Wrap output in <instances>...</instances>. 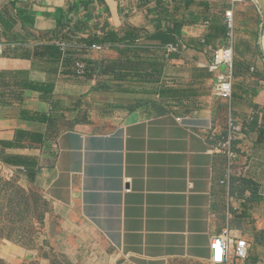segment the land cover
Instances as JSON below:
<instances>
[{"label":"crops","instance_id":"0c3cea01","mask_svg":"<svg viewBox=\"0 0 264 264\" xmlns=\"http://www.w3.org/2000/svg\"><path fill=\"white\" fill-rule=\"evenodd\" d=\"M211 1L0 0V166L63 212L74 233L57 246L63 264L92 263L83 245L111 264L99 241L128 264H211L229 210L232 234L251 245L237 264H264V59L256 77L243 70L253 59H239L231 102L214 96L215 75L200 64L225 28L210 23ZM178 39L184 54L155 50ZM138 60L153 65L124 68ZM231 114L255 120L238 146L249 186L224 203L227 167L212 137Z\"/></svg>","mask_w":264,"mask_h":264},{"label":"rangeland","instance_id":"374dc122","mask_svg":"<svg viewBox=\"0 0 264 264\" xmlns=\"http://www.w3.org/2000/svg\"><path fill=\"white\" fill-rule=\"evenodd\" d=\"M225 7L224 0L209 2V8L214 10L213 13L216 16L215 19L211 16L210 23L219 21L222 27L226 28L223 24ZM260 9L259 1L249 0L246 4L239 6V11H237L235 84L243 77V74H238L239 59H253V63L244 64L243 69L251 77L257 76V71L252 69L257 65L256 60L264 59V49L261 45L264 21ZM225 30L227 33V29ZM212 43L213 46H217L218 39L214 38ZM123 65L125 69H142V67L147 69L146 67H152L153 64L138 60L128 61ZM181 77L186 76L183 74ZM147 88H145L146 93L156 95L157 88L153 86ZM221 158L226 162L225 158ZM239 160L238 166L230 174V180L227 170L219 175V195L224 203L236 195H243L245 186H249L248 179L240 170ZM73 234L70 225L63 217V212L43 191L32 185L24 175L0 166V264H63L58 257L57 246L70 241ZM74 236L76 238V235ZM76 240L78 241V238ZM99 245L107 255L112 256L111 264H128L123 257L111 251L102 241H99ZM92 246L89 245L90 248L86 245L82 246L91 252L90 262L92 263L90 264H104L98 262L96 259L99 256L96 254L98 251L92 249ZM175 264L206 263L180 261Z\"/></svg>","mask_w":264,"mask_h":264},{"label":"built area","instance_id":"2783aa9c","mask_svg":"<svg viewBox=\"0 0 264 264\" xmlns=\"http://www.w3.org/2000/svg\"><path fill=\"white\" fill-rule=\"evenodd\" d=\"M249 0H225L227 5L223 11L225 26L227 28L228 37L224 39L221 46L217 47L212 54L211 61L207 64H200L215 75L213 90L214 96L226 102H231L235 91V59H236V13L239 6L244 5ZM254 1V0H251ZM258 1V0H256ZM263 21L264 13L260 9ZM138 43V42H137ZM205 43V41H203ZM261 45L264 49V22L263 34L261 37ZM63 54L68 52L70 44L67 41L57 42ZM93 49L103 50L101 46H95ZM189 49V45L182 39L166 45L156 47L155 50L165 52L167 55L184 54ZM4 56V44L0 41V62ZM75 71L78 77H84L87 72V65L84 62L77 61L75 63ZM255 120V114L245 123L231 114L227 120L226 130L224 134L214 133L212 140L215 143V152L219 156L226 159V167L229 175L233 173L234 168L238 166L240 155L238 153L239 143L245 139L251 132L249 124ZM181 123V119H178ZM232 212H228L227 225L220 235L214 237L212 241V259L211 264H237L238 261H246L250 258L251 245L247 239L235 237L232 227Z\"/></svg>","mask_w":264,"mask_h":264},{"label":"water","instance_id":"95a60500","mask_svg":"<svg viewBox=\"0 0 264 264\" xmlns=\"http://www.w3.org/2000/svg\"><path fill=\"white\" fill-rule=\"evenodd\" d=\"M258 1L260 3L261 9H262V11L264 13V0H258Z\"/></svg>","mask_w":264,"mask_h":264},{"label":"trees","instance_id":"16d2710c","mask_svg":"<svg viewBox=\"0 0 264 264\" xmlns=\"http://www.w3.org/2000/svg\"><path fill=\"white\" fill-rule=\"evenodd\" d=\"M225 29H227V28H225ZM223 33L225 34V37L224 38L227 39L229 31H227V33H226V30L225 31L223 30Z\"/></svg>","mask_w":264,"mask_h":264}]
</instances>
